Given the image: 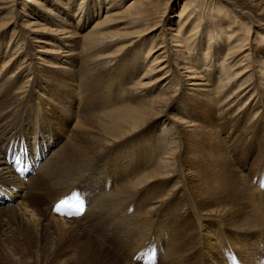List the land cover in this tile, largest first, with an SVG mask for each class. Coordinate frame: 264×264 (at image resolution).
<instances>
[{"label":"bare ground","instance_id":"1","mask_svg":"<svg viewBox=\"0 0 264 264\" xmlns=\"http://www.w3.org/2000/svg\"><path fill=\"white\" fill-rule=\"evenodd\" d=\"M34 1L36 5H39L38 8L44 12L38 13V15L35 14V16L37 15V18L44 17L43 20L45 22L52 23L53 20L49 18V16L54 14V11L46 7V1ZM59 2L62 6H59ZM156 2L157 0H151V27L142 29L130 28L141 25V22L147 21L150 14L146 13L144 16L141 14H144L148 5L142 3L138 5V1L130 0L127 6L119 12L109 13L106 11L104 17L97 20L92 28L85 33L87 42L84 43V52L87 51L89 55H91L89 64H91L92 67L97 66L102 68L113 65L112 63L115 62L114 56L121 52L125 46L134 47L136 42L145 39L144 36L147 33L153 35L152 37H156L157 34H155V31L159 27V20L156 18L164 17L165 14L162 13L160 15L159 13H154V3ZM227 2V0L224 2L218 1L219 8L217 11H224L223 6H225ZM52 3H55L58 9L63 7V4H66L59 0H52ZM191 3L192 0L184 1L180 9L174 14V21L177 25L173 33L165 36V33H163L165 30L161 28L160 33H158L159 36H161L160 43L156 42V44L155 40H151L150 46L146 47L147 52H145V60L140 62L142 67L143 64H145V71L141 74L140 78H137L138 80H135L133 83L131 82L129 86V88H134L135 91L138 92V96L140 95L143 97V93L148 92L146 98L151 97V101L145 104H139L138 106H132L129 102L126 104L121 103L120 105H113L101 111L96 110L95 112H89V114L80 115V118L75 121L72 127L73 130H70L71 138L69 142L60 146L59 149L57 148L58 150H56V152L48 156L40 165L37 174L31 177V180L27 184L31 189H34L33 185L36 188H41V190L43 188L49 190V188L53 187H56L55 189H63L68 183L74 182L77 176L85 174L89 169L88 165H90L96 159V156L106 147L115 142H120V140L124 137L126 138L128 135H137V139L144 137L138 147L135 146L128 152L127 157L129 163L127 164L129 166L125 171L121 169L125 172L122 181L117 183L115 179L114 184L116 185L117 183V185L109 192L106 191V195L101 196L98 201V206L96 207L98 211L105 209L107 212H114L121 206L130 202L131 198L133 201V198H139V195L143 197V199L139 201L134 212L131 209L127 210L130 215L128 214L129 216L124 221V226L127 227V234L129 236H135L137 233L143 235L147 231L149 222L152 221L151 218L156 215L157 209L162 204L164 205L169 201L173 205V210L175 211L173 238L169 250L172 259H179V257L182 259L186 254H189L187 252L199 243L201 235L207 247L211 250L214 249L213 240L215 238H212V231L213 229H220L221 224L226 226V228L233 229L234 232H240L239 234L244 236L264 228V190L255 188L251 184L252 180L248 179L252 175L254 166L263 156L264 128L259 127L256 130L248 131V133L254 134L253 137H247L246 140L241 139L239 131L242 127H246V123L251 120L255 111H257L262 104L258 103L260 100L255 103L254 99L256 96L254 97V95L259 94V92L256 91L257 89H255L254 85L252 86L249 79L245 80L248 76H252L250 78L252 79L253 75L257 74L258 71H253L252 65L254 63L249 60L250 56L245 52L247 48L245 47L246 45L242 44L243 42L240 43V41L234 42V40H231V37L234 38L237 33L229 34L226 45H219L218 51L215 53L217 60H219V55H222L220 56L222 60L220 59L221 63L219 66L220 75L216 77L215 72L210 74L207 73L213 86L217 87V91L211 96L213 87L211 89L204 87L208 85L207 82L197 81L196 77L203 76L199 74L202 71L194 67L191 61L193 49L195 50V47L198 49L197 36L199 32H201L200 27L202 25L199 17H193V10L189 9ZM11 6H14L13 1L11 2ZM16 15L17 13H6L7 20L5 21V18L0 20V27L11 23L12 20H16ZM45 15L48 17L45 18ZM16 21L21 24V27L28 34L30 41L47 44L44 38L37 35L40 29L45 28L39 24L38 21L30 20L24 24L19 20ZM112 23L126 24L113 32L102 31V28L111 26ZM189 26L190 30L187 33V28ZM222 26L225 25L219 24L220 28H223ZM206 35L208 43L205 50L202 51L204 55V57H202L205 58L204 61L208 59L209 61L205 62L204 65L212 68L214 66V68H216L210 54L212 52L213 55L215 49L211 44L212 37L208 34V31ZM67 37L68 36H63L60 38ZM62 41H65V44H63L64 48H57V45L54 43L51 44L52 47H46V50L43 45L38 46L44 48V50H38V52L43 53L49 51L50 53L62 54V57L52 56L48 58L51 61L46 59L47 57L45 58V56L41 55L45 73H47L45 67L52 66L56 60L69 63L70 65H76V54L72 52L73 46H70L72 41L63 39ZM124 41L125 43L123 45L122 42ZM167 42L171 43L173 47L172 50H168ZM143 43L144 46H147L149 41ZM20 47L12 49L9 58L4 60L0 69V188L7 186V183H14L26 189L25 184L27 183L22 182L21 177L14 173L12 166H9L11 164L5 159L3 153L6 142L12 137L17 136L15 134L16 132H12L13 129H11L12 123H14L16 119H11V117L13 114H15V116L18 115L23 100L28 97V94L24 95V91L21 92L23 81H25L26 78L24 77L23 71L26 47ZM111 47L117 48L113 52L102 53ZM159 50L162 51L157 53ZM96 52H98V55L95 54ZM154 54L155 56L153 57ZM151 57L153 58L151 59ZM148 59H151V62L147 64L149 61ZM119 63H121V61L118 62L117 65ZM7 64H9L8 68H5ZM89 64L88 66H90ZM15 65L18 66L12 71ZM261 65V74L258 77V82L259 85L262 86L260 87L264 93L263 61ZM2 68H5L3 70L4 73H2ZM126 68L128 71L132 69L129 66ZM64 69H66V71H71V73L70 78L68 77V81L65 82L64 88V90L68 92V97H64L67 107L60 110L69 114L70 102L72 101L70 95L72 93L75 94L76 87L75 83L70 84V80L73 76H76L77 70L74 69L73 71L67 66H64ZM179 69L181 70L180 72H182L184 81L189 83H186L187 85H191L193 92L188 90V86L185 88L184 81L180 80L181 78L177 73ZM10 73L13 76L10 75ZM8 78L12 79L9 85L5 83ZM124 80V77L121 78L119 83L120 91L122 85L124 88L122 94L125 93L128 88H126L128 83ZM200 80H202V78H200ZM67 85L71 87H67ZM235 86L236 88L233 89ZM179 88L181 89L180 91H178ZM153 91H156V94H152ZM242 91L244 92L241 94L240 98H236ZM181 92L192 96L189 97V99H184V97L181 96ZM79 94H81V92ZM247 94L249 95L248 98H251V100H249L248 106H244L242 107L243 109H241L242 104L248 101V99H244ZM231 96H233L232 99L230 98ZM121 98H124V96H121ZM261 98L264 102L263 97ZM110 101H112V99L105 97L104 104ZM44 105L49 106L47 104ZM54 109V107H51L47 109V111L49 110L51 112ZM228 117L231 119V123H228ZM162 119H165L167 122L169 120L171 121L170 131L172 135L169 138V136L163 133L160 137L161 140L157 139L158 141L155 143L156 138L154 134L149 135L143 129L147 125H154V128L157 127V124ZM218 121L219 124L217 125ZM25 126L30 130V134H34L32 136L33 138L36 136L47 137V135H44L43 131H41L40 126H36L32 123ZM32 129L36 132L33 133L34 131H32ZM174 130H176V132ZM153 131L154 130L151 132ZM163 131L162 129V132ZM232 133H234V135ZM53 135L55 136V134ZM256 137H258V140H256ZM249 141L251 142L250 144ZM32 144L34 147V142ZM115 155H117V153ZM234 156H236V158L238 157L240 161L243 159L238 166L243 170H246L249 166L248 171H243V173H241L237 167L229 165V158L231 159ZM115 163L116 162H114V164ZM263 169L264 166L261 169V173ZM144 189L145 194L142 196ZM60 191H58V193ZM151 191L152 197L150 198L148 194L151 193ZM177 197H179V202L177 201ZM16 198L15 202L1 205L5 206L6 208H4V210H8L13 217L18 216V218H23L28 216L30 223L36 229H38V227H44L45 230L50 228L59 229L71 232L78 237L82 236L88 241L95 242L100 251H104L109 258L114 259L112 264H125L101 241L93 238L82 229L77 223L78 221H67L62 218L54 217V215L51 216L34 205H28L18 201V198H21V196ZM190 207L193 213L190 212ZM198 225H200V227ZM201 228L202 231H200ZM167 232H169V229ZM138 246H140V244ZM167 246L169 247V245ZM118 249H121V247H118ZM164 253L166 252L164 251ZM167 263L169 264V262Z\"/></svg>","mask_w":264,"mask_h":264},{"label":"rangeland","instance_id":"2","mask_svg":"<svg viewBox=\"0 0 264 264\" xmlns=\"http://www.w3.org/2000/svg\"><path fill=\"white\" fill-rule=\"evenodd\" d=\"M12 1L14 2V6H11ZM40 1H46V7L54 11V14L49 16V18L53 20L52 23L45 22L43 20L44 17H36L38 13L44 12H42L40 8H38L39 5H36L34 0H0V8H2L0 9V20H2L3 18H5V21L7 20L6 13H17L16 20H19L23 24L30 20H36L39 22V24L45 27L43 29H40L37 35L44 38L47 42V44H44L34 43L30 41L28 34L21 27V24H19V22L16 20H12L11 23L0 27V69L4 60H6V58H9L10 52L13 48H18L20 46L26 47V57L24 60L23 70L24 77L26 78L25 81H23L21 92L24 91V95L28 94V97L23 100L20 108L21 111L19 110L18 115L15 116V114H13V116L11 117V119H16V121L12 123L11 129H13L12 132H16L15 134L17 136H24L27 140L30 141L32 140V136L34 134H30V130L26 128L25 125L32 123L36 126H40L43 134L47 135L48 141L46 145L50 147V150L47 153L48 156H50L52 153L56 152V150H58L60 146L69 142L71 138L70 130H73L72 127L74 126L75 121L80 118V115L89 114V112H95L96 110L101 111L102 109L109 108L113 105H120L121 103L126 104L129 102L132 104V106H138L139 104H145L151 101V97L146 98V94H148V92L143 93V97L140 95L138 96V92H136L134 88H129V86L131 85V82L133 83L135 82V80H138L137 78H140L141 74L144 73L145 64H143L142 67L140 65V62L145 60L144 56L145 52H147L146 47L150 46L152 39L155 40V43H160L161 36H159L158 34L160 33V29L163 28L165 30L163 31V33H165V36L170 35V33H173L175 31L177 23H175L174 21V14L177 12V10L180 9L182 3L186 0H157V2L154 3V13H159L160 15L162 13L165 14L164 17L156 18L159 20V27L155 31V34H157L156 37H152L153 35L147 33L144 36L145 39L143 41L136 42V45L134 47L125 46V48L122 49L121 52L114 56L115 62L112 63L113 65H109L105 68L97 66L92 67V65L89 64L91 61V55H89V52L87 51L84 52V43L87 42V40L85 39V33H87L92 28L97 20L104 17L106 11H108L109 13L119 12L127 6L130 0H59L66 3L65 5L63 4V7H61L60 9H58L55 3H52V0ZM135 1H138V5L142 3L148 5V8L150 7L149 9L147 8L145 10L144 14H141L142 16H144L146 13H149L150 15L147 18V21L141 22V25H136L130 29H142L151 27V0ZM218 1L224 2L225 0H192L189 9L193 10V17L197 16L200 18L202 25L200 27L201 32H199L197 36L198 49L196 47L195 50L193 49V57L191 58V61L193 62L194 67H197L202 71L199 74L203 76L196 77L197 81L207 82L208 85H205L204 87H208L210 89L213 87V93L211 95L213 96L214 92L217 91V87L213 86L212 81H210L209 75L207 73L210 74L215 72L216 77L220 75L219 66L222 60L220 56L222 55H219V60H217L215 57V53L218 51L219 45H226L229 38L228 35L234 33L237 34L234 38L231 37V40H234V42L240 41V43L243 42L242 44L246 45L245 47L247 48L245 49V52H247L248 56H250L249 60L254 63L252 65L253 71L258 72L257 74L253 75L252 79H250L252 76H248L245 80L249 79V82L252 84V86L254 85L255 89H257L256 91L259 92V94L254 95V97L256 96L254 99L255 103H257L258 100H260V102L258 103H262L257 111H255V114L253 115L251 120L246 123L247 129L246 127H242L239 130L241 139L246 140L247 137L251 138L254 134L248 133V131L256 130L259 127L264 128V102L261 100V97H263L264 99V93L261 89L262 86L259 85L258 82V77L261 74V62H264V0H227L228 2L225 6H223L224 11H217V9L219 8ZM59 6H62L60 2ZM35 14L37 15L35 16ZM46 17L48 16L45 15V18ZM124 24L126 23H112L111 26L102 28V31L113 32ZM219 24H223L225 26H222L223 28H220ZM189 30L190 26L187 28V33L189 32ZM206 30L212 37V46L215 47L213 55L212 52L210 54L214 60L216 68H214V66L212 68L210 66L207 67L204 65L205 62L209 61V59L204 61L205 58H203L204 55L202 52L205 50V47L208 43ZM63 36L68 37L60 38ZM62 39L72 41V44L70 46H73L72 52L76 54L75 58L77 63L76 65H70L69 63H63L59 60H56L54 61V64L52 66L45 67V71L47 72L45 73L43 70L44 65H42L41 57L45 56V58L47 57L46 59H48L52 56L62 57V54L50 53L49 51L41 53L38 52V50L42 51L44 50V48L46 50V47H52V43L56 44L57 48H64L63 44H65V41H62ZM145 41H149L147 46H144L143 42ZM124 43L125 41L122 42L123 45ZM167 44L168 50H172L173 47L171 43L167 42ZM39 45H43L44 48L38 47ZM116 48L117 47L108 48L107 51H103L102 53L113 52ZM161 51L162 50H159L157 53ZM95 54L98 55V52H96ZM154 56L155 54L153 55V57ZM153 57H151V59ZM151 59H148L149 61L147 62V64L151 62ZM120 61L121 63L117 65V63ZM88 64L90 66H88ZM8 65L9 64H7V67L5 68H8ZM17 66L18 65H15L12 68V71L15 70ZM64 66H67L73 71L74 69L77 70L76 76H73L70 80V84L75 83L76 87L75 94L72 93L70 95L72 101L70 102L71 104L69 107V114L60 110L67 107V103L64 100V97H68V92L65 91L64 88L66 84L65 82L68 81V77L70 78L71 73V71H66V69H64ZM128 66L132 68L130 69V71H128L126 68ZM5 68H2V71ZM180 71L181 70L179 69L177 73L181 78L180 80L184 81L182 72ZM2 73H4V71ZM10 75L12 74L10 73ZM123 77L125 79L124 81L128 83V85L126 86V88H128L126 89V92L122 94L124 88L122 85L120 91L119 83L121 78ZM200 78H202V80H200ZM6 80L8 81H5L7 85H9V83L12 81V79L10 78ZM184 83L185 88L186 86H188V90H193L191 89V85H187L189 83H187L186 81H184ZM68 86L69 85H67V87ZM235 88L236 86L233 87V89ZM180 90L181 89L179 88L178 91ZM79 91L81 92V94H79ZM243 92L244 91L238 94L236 98H240ZM152 94H156V91H153ZM121 96H124V98H121ZM181 96H183L184 99H189V97H191L192 95H186L184 92H181ZM105 97H108V99H112V101L104 104ZM248 97V94L244 97V99H248V101L247 103L244 102L242 104L241 109H243L242 107L244 106H248L249 100H251V98L249 99ZM230 98L232 99L233 96H231ZM44 104H47L49 106H46ZM51 107H54L55 109L51 112L49 110L47 111V109H50ZM227 120L228 123H231V119H229V117L227 118ZM218 124L219 121L217 122V125ZM148 126L149 125L145 126L143 130L149 135L154 134L156 138L155 143H157L158 140H161L160 137L163 133L169 136V138L172 135L170 131V120L167 122L165 121V119H162L155 128L154 125H151L149 127ZM162 129L164 130L163 132ZM152 130L154 131L151 132ZM32 131H34L33 133L36 132L34 129H32ZM174 131L176 132V130ZM53 134H55V136ZM232 134L234 135V133ZM128 136H126V138L124 137L122 140H120V142H115L114 144L103 149L96 156V159L90 165H88V172L86 171L85 174L77 176L74 182L68 183L64 186L63 189H55L56 187H53L49 188V190L47 188H43L41 190V188H36L34 185V189H31L29 188V186H27L31 178L28 179L27 183L25 184L26 192L21 196V198H18V201H21L28 205H34L52 216L54 214L50 213L51 206L55 200L68 193L72 188L85 190L89 203L87 210L81 218H73L67 220L56 215H54V217L62 218L67 221H78L77 223L82 229H84L93 238L101 241L125 264H139L134 262L132 260V257L137 250L145 247L148 243H151L152 236L156 237L158 240H161L165 245L164 251L166 253L163 252V255L161 256L158 264H168L167 262H169V264H223L221 252L223 249L222 247L226 244L233 245L237 249V252L241 259L245 260L247 263H250L253 257L258 253L260 243L264 242V228L252 234L244 236L242 234H239L240 232H234L233 229H229L228 227L226 228V226L221 224L220 229H213L212 231V238H215L213 240L214 249L211 250L207 247L204 238L201 235L199 238V243L194 246L189 252H187L189 254H186L182 259L180 257L179 259H172L170 257L169 250L173 238L175 211L173 210V205L169 201V203L167 202L164 205L162 204L157 209L156 215L153 216L155 220L151 218L152 221H150L151 223L149 222L147 231L143 235L137 233L135 235L136 237L129 236L127 234V227L124 226V221L130 215L127 210L131 209L134 212L137 205L139 204V201L142 200L143 197L139 195V198H133V201L131 198L130 202H128L124 206H121L122 208L120 207L118 210L114 211L115 213L113 211L107 212L105 211V209H102L101 211L97 210L96 206H98V201L100 200L101 196L106 195V193L114 188L117 183L122 181L125 174L124 171L129 166L127 164L129 163V159L127 157L128 152H130L135 146L138 147L144 139V137L141 139H137V135L134 134ZM256 140H258V137H256ZM121 141H123L124 143ZM53 142L55 145L53 144ZM250 143L251 142L249 141V144ZM116 153L117 155H115ZM237 159L238 157L236 158V156L231 159L229 158V165L237 167V169H239L241 173H243V171H248L249 166L247 167V169L245 168L246 170L239 168L238 164H240L243 159L241 161ZM114 162L116 163L114 164ZM263 166L264 152L261 160L254 166L252 175L248 179L252 180L254 176L260 175ZM121 169H123L124 171ZM38 170L35 174H37ZM104 177L109 178V181L111 180V185L108 190L102 188ZM115 179L117 180L116 185L114 184ZM251 184L258 190H260L255 184ZM97 187H100V189H96ZM58 191H60L61 193H58ZM144 194L145 189L142 192V196H144ZM52 195L55 197H53ZM148 195L151 198L152 191ZM177 201L179 202V197H177ZM4 208L6 207L0 206V264L113 263L114 259L109 258L104 251H100L95 242L88 241L82 236L78 237L73 233L64 230H56L51 228L45 230L44 227H38V229H36L30 223L28 216L23 218H18V216L13 217L10 212L8 210H4ZM190 212L193 213L191 207ZM198 226L200 227V225ZM168 229L169 232H167ZM200 231H202V228L200 229ZM165 234L168 235V238L170 237L171 240L169 239V241H166L164 238ZM139 244L140 246H138ZM167 245H169V247ZM118 247H121V249H118Z\"/></svg>","mask_w":264,"mask_h":264}]
</instances>
